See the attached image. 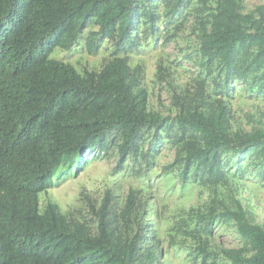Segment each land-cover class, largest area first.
I'll return each instance as SVG.
<instances>
[{
    "label": "trees",
    "instance_id": "trees-1",
    "mask_svg": "<svg viewBox=\"0 0 264 264\" xmlns=\"http://www.w3.org/2000/svg\"><path fill=\"white\" fill-rule=\"evenodd\" d=\"M181 11L196 38L197 76L178 87L175 72L158 62L154 79L171 93L163 113L151 106L142 68L130 65L129 53ZM90 25L97 29L86 35L88 54L102 39L113 41L100 70L80 72L51 58ZM236 82L264 100V5L0 0V264H165L146 188H129L120 205L109 191L98 205L89 201L91 224L85 209L81 217L65 214L51 201L41 205L39 195L53 178L110 149L142 178L166 142L175 156L160 178L176 166L180 185L198 190L196 204L174 210L169 244L187 251L188 264H264V225L250 218L241 198L246 174L264 177V112L250 130L234 124L229 101ZM162 207L155 208L157 219L165 218ZM222 228L234 234L235 246L217 239Z\"/></svg>",
    "mask_w": 264,
    "mask_h": 264
},
{
    "label": "rangeland",
    "instance_id": "rangeland-1",
    "mask_svg": "<svg viewBox=\"0 0 264 264\" xmlns=\"http://www.w3.org/2000/svg\"><path fill=\"white\" fill-rule=\"evenodd\" d=\"M248 9H253L257 5H264V0H245ZM159 13L162 7L158 8ZM191 20V18H189ZM188 19V20H189ZM190 21L186 22V11H181L177 16L172 18L169 23L162 19L158 22V35L149 39L139 49L129 53L130 65L132 67L140 66L142 68V82L147 86L151 95V106L163 113L171 103V93L166 84L159 85L154 79L158 62H163L175 72L176 83L178 87H185L189 78L197 76V70L193 65V58L196 38L191 31ZM97 29L94 26H88L83 29V37L79 38L77 43L72 44L68 50L56 49L51 54V58L69 62L74 67L83 72V70H100L103 64L111 58L113 51V41L102 39L99 42L97 51L90 55L86 50V35L89 30ZM168 35L166 38L165 35ZM192 60V61H191ZM210 92L214 94L212 84ZM242 82H236L232 86L233 96L230 99L231 112L234 117V124L246 130L257 125L256 120L262 119L264 112V100L248 93ZM166 111V112H165ZM264 115V114H263ZM251 116L253 120H250ZM237 123V124H236ZM110 149L104 155H94V158L88 160L81 170H72L65 172L60 178H53L52 185L46 193L39 195L41 205L51 201L58 205L61 212L68 214L83 213L84 207L90 202L98 205L101 199L109 191L115 196L119 205L129 188H146L150 193V198L154 205H151L150 213L153 221L154 231H156L163 245V256L161 261L165 264H188L185 262L187 251L179 246H171L168 241L167 230L171 228L174 210L179 208H188L196 204L198 190L194 184L182 187L179 182L175 167L170 169L171 174L164 175L160 178L163 167L171 164L175 149L171 148L169 143L162 145L155 156L151 168L143 175L142 178L136 175L134 169L128 162L122 161L116 151ZM241 156L235 157V162L231 166V171L237 168V162ZM251 163L252 158L246 156L243 158ZM242 166L245 164L242 163ZM135 170V171H134ZM244 180V189L241 198L248 210L250 218L256 223L264 225V177L258 178L246 174ZM205 195L202 199H205ZM164 208H163V207ZM163 208L165 218L157 219L155 208ZM78 211L81 213L78 214ZM85 219L91 224L92 218L89 208L84 210ZM217 239L224 246L233 247L236 245L234 234L223 228L217 231ZM170 247H169V246Z\"/></svg>",
    "mask_w": 264,
    "mask_h": 264
}]
</instances>
